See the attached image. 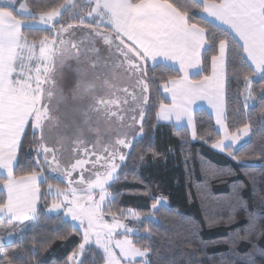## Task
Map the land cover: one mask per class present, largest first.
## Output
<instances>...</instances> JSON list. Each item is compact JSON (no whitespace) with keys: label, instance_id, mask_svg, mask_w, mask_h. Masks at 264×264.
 Wrapping results in <instances>:
<instances>
[{"label":"snow or ice","instance_id":"1","mask_svg":"<svg viewBox=\"0 0 264 264\" xmlns=\"http://www.w3.org/2000/svg\"><path fill=\"white\" fill-rule=\"evenodd\" d=\"M130 2L135 5L137 0ZM141 18L148 25L146 38L158 49L156 60L171 66L161 80L154 119L177 130L189 129L190 139L235 158L231 149L252 135L253 124L251 119L234 123L230 102L239 99L244 112L264 120V0H166L144 5ZM204 105L210 110V127L198 136L197 117H203L198 109L203 112ZM125 159L122 154L107 171L88 178L64 179L70 191L53 193L47 205L40 202L48 182L40 153L24 152L21 146L14 158L0 159V264L26 259L9 250L17 251V237L25 230L39 227L41 214L67 226V232L47 242H71L64 264H88L93 249L102 255L103 264H141L147 250L135 242L137 233L130 223L141 216L126 211L111 191L117 164ZM53 198L58 202L53 204ZM29 246L34 252L35 242ZM27 259L36 264L33 255Z\"/></svg>","mask_w":264,"mask_h":264},{"label":"trees","instance_id":"2","mask_svg":"<svg viewBox=\"0 0 264 264\" xmlns=\"http://www.w3.org/2000/svg\"><path fill=\"white\" fill-rule=\"evenodd\" d=\"M66 0H16L13 7L0 5L23 23L34 15L22 16L16 9L25 2L33 14H45ZM85 0H74L54 23L55 27L85 25L81 11H89ZM142 0H137L136 3ZM166 3V0H159ZM130 2V0H129ZM131 3V2H130ZM93 27V24H90ZM104 29V28H103ZM111 33L110 29L102 30ZM50 29L23 25L21 37L29 42L50 38ZM170 66L145 62L143 77L148 89L141 136L134 138L126 159L118 166L111 191L118 194L127 210H136L139 220L130 221L137 230L135 242L147 250V264H264V120L243 111L239 99L229 104V115L238 123L251 119L253 132L233 147L232 155L215 151L199 139H190L187 129L154 119L160 102L161 80ZM198 113L195 132L199 136L210 125L207 112ZM23 151L35 150L37 133L31 123L23 134ZM23 155V153H21ZM239 161V162H237ZM43 173L45 169L43 168ZM42 205L48 204L49 184L62 188L64 181L47 176ZM43 183V181H42ZM155 205V209L149 207ZM35 231L25 230L17 237V251L26 259L18 264H64L73 245L48 241L57 233L67 232L55 216L41 214ZM35 242V250L29 246ZM88 264H103L95 249L88 252Z\"/></svg>","mask_w":264,"mask_h":264},{"label":"rangeland","instance_id":"3","mask_svg":"<svg viewBox=\"0 0 264 264\" xmlns=\"http://www.w3.org/2000/svg\"><path fill=\"white\" fill-rule=\"evenodd\" d=\"M15 1L16 0H0V5L13 7ZM73 1L74 0H66L59 8L45 14H33L25 2L20 4L16 9L17 13L22 16H35L33 20L25 21L23 25L27 27L50 29V38H43L39 43L29 42L22 38L19 46H17L16 56L18 55L19 66L15 71L25 84L26 91L30 94H34V98L45 95L43 100L46 98V93L49 92L50 86L48 84V79L51 70L53 71L51 79L55 84L52 90L54 99L50 102V109H55L62 118L61 130L58 135H54L55 138H53V140L55 141L56 139V142L64 151H68L71 145L77 148L81 147L84 142H93L96 148L99 147L97 141L99 138H102V135L104 136L106 132L112 130V125L106 121H102V123L99 124L98 119H89V111L94 107V102L98 98L96 90L111 87L114 83L113 78H116L114 89L116 87L119 89L123 84L122 77L119 73V71L122 70L121 64H117L116 68L113 69L114 67L108 64L105 55H113V58L116 60L119 59V57H115L114 54H109L108 47L110 46L106 45L104 40H99V37H95L91 34L88 35L89 33H85L86 31H80L81 28L90 27V24L94 25L92 27L94 31L97 29H110V31H112L111 33L102 31L104 34L103 39H109L112 43L117 44L118 47L125 49L123 46L124 41L116 37L118 35L114 33L109 25L111 19L108 13L104 9L99 10L96 8L95 5H99V1H83V3L85 2L91 5L89 11L85 13L81 11L83 13L82 20L87 24L74 27H69V25L54 26V23L58 21L62 11L66 9L67 6H71ZM35 45L41 48L43 51L42 54L32 55L29 51L26 52L25 49L34 48ZM105 48L107 49L104 50ZM74 50H76V53ZM20 53L22 56H20ZM133 58L144 68L145 62L140 60L135 54H133ZM41 67H43L42 70ZM28 93L26 96H28ZM142 96L141 92V97ZM35 101L37 102V109L32 117L31 127L34 132H37L40 115L38 114V110L42 105V100L38 97ZM46 135V132L43 130L41 138L39 141H35V145L37 142L49 144L46 140ZM135 136V139L138 136L140 137L141 132H138ZM247 139L248 138H245L233 147H237ZM43 168L45 169L46 176H55L63 181L61 172L52 165L45 164ZM115 176L116 174L113 179ZM47 189H52V193L47 191L50 195L56 192L64 193L70 191L71 184L67 186L64 185L62 188L49 184ZM57 202L58 201L53 198L52 203L54 204ZM133 229L137 233V230L135 228ZM141 264H147L145 258L141 261Z\"/></svg>","mask_w":264,"mask_h":264},{"label":"flooded vegetation","instance_id":"4","mask_svg":"<svg viewBox=\"0 0 264 264\" xmlns=\"http://www.w3.org/2000/svg\"><path fill=\"white\" fill-rule=\"evenodd\" d=\"M80 31H86L85 33H89L88 35L91 34L99 37V40H104V43L110 46L108 47L109 54L119 57L116 60L113 58V55L106 56L103 54L108 64L114 67L113 69L116 68L117 64H121L122 70L119 73L123 84L119 89L117 87L114 89L116 78H113L114 83L111 87L107 88L108 90L106 88L96 90L98 98L94 102V107L89 111L91 116H89V119H98L99 124L102 121H106L112 125V130L106 132L97 141L99 147L96 148L93 142H84L81 147L77 148L71 145L68 151H64L56 142V139L55 141L53 140L55 138L54 135H58L61 130L62 118L55 109H50V102L54 99L52 90L55 85L51 79L53 75V71L51 70L48 79L49 92L46 93V98L38 110V114H40L45 106L46 110L44 111L46 112V116L39 122L36 132L37 141H39L41 133L44 130L49 144L43 141V143L37 142L35 151L42 155L43 160L41 163L43 165H45L44 161L46 160L47 164L52 165L61 172L63 181L68 177H71L74 181L78 175H82L84 178L91 177L95 173L108 170L109 165L113 161L118 160L122 154L126 156L129 152L127 149L142 127L141 121L144 120V110L147 103L144 101V91L147 85L143 77V68L134 60L130 52L122 47H118L117 44L112 43L109 39H103L104 34L101 29L94 31L90 26L81 28ZM74 52L76 53V50ZM121 162L117 164V167Z\"/></svg>","mask_w":264,"mask_h":264},{"label":"crops","instance_id":"5","mask_svg":"<svg viewBox=\"0 0 264 264\" xmlns=\"http://www.w3.org/2000/svg\"><path fill=\"white\" fill-rule=\"evenodd\" d=\"M97 1H99V5H95L96 8L99 10L104 9L108 13L111 19L109 25L114 33L118 35L116 37L124 41L123 46L125 49L132 56L135 54L143 62L153 64V60H156L158 55V49L146 38L148 25L141 18L142 9L144 5L164 2L142 0L133 5L129 0ZM22 27L23 22L21 20L14 18L8 11L0 10V159L15 157L22 136L36 112L37 102L35 99L39 97L43 102L45 96L34 98V94L26 91L25 84L15 71L19 66L16 52L17 46L22 40ZM37 45L34 48L25 49L26 52L29 51L32 55L42 54L43 51ZM20 56H22L21 53ZM157 63L161 62L156 60L155 64ZM43 67H41V70ZM27 93L28 96H26ZM204 110L207 113L210 111L206 105H204ZM187 130L190 134V130ZM34 195L35 191L33 189L32 198H34Z\"/></svg>","mask_w":264,"mask_h":264},{"label":"water","instance_id":"6","mask_svg":"<svg viewBox=\"0 0 264 264\" xmlns=\"http://www.w3.org/2000/svg\"><path fill=\"white\" fill-rule=\"evenodd\" d=\"M144 92H145V100L144 101L146 103L147 99H148V90H147V88L145 89ZM44 110H46L45 106H44ZM44 110H41V112H40L39 119H38L39 122L43 119V117L46 116V112ZM38 127H39V124H38Z\"/></svg>","mask_w":264,"mask_h":264}]
</instances>
